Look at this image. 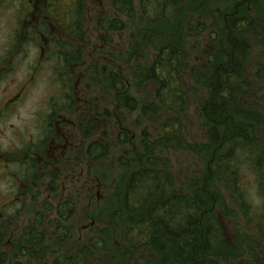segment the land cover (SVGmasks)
<instances>
[{
  "label": "trees",
  "instance_id": "trees-1",
  "mask_svg": "<svg viewBox=\"0 0 264 264\" xmlns=\"http://www.w3.org/2000/svg\"><path fill=\"white\" fill-rule=\"evenodd\" d=\"M8 1L13 5V1ZM23 1L19 0L18 5L14 3L19 14L24 12ZM61 1L48 0L42 8V12L61 33L59 40L50 35L56 52L50 51L51 43L48 45L49 54L53 55L56 65L65 49L64 65H84V72L90 79L103 84V88L112 93V98L117 96L120 107L128 114L139 108L135 125L144 122L152 125L154 134L148 133L147 128L141 129L139 145L145 164L134 168L125 184L120 181L118 190H123L117 198L106 202L95 216L90 215L98 219L111 212V225L98 231L103 237H100L102 244L96 239L90 247L83 246L61 261L54 260L53 264H87V256L93 252L92 246L96 254L90 258L95 264H114V260L119 258L120 264H226V261L230 264L237 259H244L245 264H261L264 261V257L259 258V254L264 255V94L258 96L257 89L259 86L264 89V71L258 67L252 74L249 57L252 49L250 32L254 45L264 47V23L255 17L256 13L264 11V0H242L246 1L243 2L245 8L242 1L227 0L235 1L229 10L225 9L226 5L206 7L208 2H215L212 0H139V18L148 25L158 26L152 34L161 36V42H156L157 46H154L156 56L138 76V86L151 81L153 88L150 93L149 85L145 83L146 98L139 99L129 94L124 87L125 77L118 70L112 71L96 61L85 60L82 52L87 1L67 0V8ZM110 1L115 15H98L96 19L98 27L107 36L125 28L124 21L119 20L117 14L134 18L133 0ZM148 2L151 4L147 5ZM248 4L252 8L249 9ZM169 5L177 10L179 20L164 21ZM148 6L151 9H147ZM185 10H188L187 14ZM189 13L195 16L198 13L206 14L215 28V33L210 34L211 47L201 50V61L194 60V65L189 64L182 41L185 27L180 21H184V18L189 21ZM146 35V31L141 32L134 49L141 48L140 42L145 40ZM165 35H170L167 41ZM62 39L65 41H60ZM53 70L58 73L55 65ZM72 72L68 70L65 73L67 83L62 85L67 90L71 85ZM58 79L62 82L60 75ZM189 98L200 102V121L206 139L203 143L188 144L186 134L182 132ZM110 117V111L104 109L94 116V120L89 119L87 129L98 131L100 126L104 128ZM99 119L102 121L99 122ZM103 134L109 136V133ZM113 137L120 146L127 143L129 138L125 132ZM101 139L94 138L87 143L83 159L98 161L104 158L107 146ZM185 149L197 153L202 161V169L199 176L178 186L165 171L164 165L168 159L162 157L166 151ZM243 164L247 166V173ZM246 174L252 176L261 198L258 210L252 211L251 203L247 200V188L243 187L245 177H248ZM220 175L228 190L224 196L214 186ZM32 177L34 182L39 179L36 170ZM51 177L55 179L57 175L52 173ZM46 190L54 192V180L47 184ZM29 193L31 197L33 195L32 200H37V193ZM65 201L59 203L55 211L58 212L55 221L59 225L55 231L59 240H64L67 235L66 228L60 222L67 221L75 204L70 196ZM43 209L42 213H35L34 223H39L42 221L39 218L48 214L46 205ZM219 214L234 219L233 227L239 230L234 243L229 242ZM239 215L245 219L247 229L242 226L240 229ZM33 227L31 225L25 233L31 238L25 246L30 248L29 251L41 250L44 244L40 240L44 236L39 235ZM115 228L120 230L117 236L113 234ZM22 246L18 245L21 250ZM253 246L258 250L254 252ZM35 251L28 253L29 258L36 257ZM252 253L253 261L249 257ZM5 255L6 250L0 248V264H5ZM36 258L35 262H38ZM222 260L225 261L222 263Z\"/></svg>",
  "mask_w": 264,
  "mask_h": 264
},
{
  "label": "rangeland",
  "instance_id": "rangeland-1",
  "mask_svg": "<svg viewBox=\"0 0 264 264\" xmlns=\"http://www.w3.org/2000/svg\"><path fill=\"white\" fill-rule=\"evenodd\" d=\"M64 7H68V1L62 0ZM61 1V2H62ZM87 1V13L86 21L84 25L85 38L83 44V56L86 61H96L100 66L105 65L112 71L118 70V72L125 77L123 81L124 87L135 99L146 98L147 84L148 88H153L151 81L142 82L138 86L139 73L146 69L147 66L152 62L156 56L157 50L154 46L161 42V36L155 33V29L158 26L148 25L139 18V0H133V11L134 18H130L126 14H117L119 20L124 21L125 28L109 33V37L105 34L97 25V16L108 15L112 17L115 15L111 9L109 3L110 0H86ZM185 1V0H181ZM206 7L214 8L217 6L225 9H232V4L235 1L228 2L227 0H212ZM224 1L226 3H224ZM237 1V0H236ZM242 1V0H239ZM244 8L246 4L243 3ZM42 3V2H41ZM41 3L35 4L36 13H39ZM34 4V2H33ZM151 3H147L149 5ZM210 5V6H209ZM248 8H252L251 4H248ZM147 9H151L150 6ZM224 9V8H222ZM15 12L16 7L9 3V1H0V56L3 59L2 62H9L14 66L11 76L13 81L11 85L7 87L8 94L3 92V87L8 83V80L0 83V97L5 94L9 96L11 93L18 90V88L30 77V86L25 92L23 101L18 103L13 111L4 117H0V150L7 152L9 156L16 159L20 156L19 148L27 145V141L36 140L40 137L41 139V114L49 113L50 103H54L57 107L59 106V98L66 87L62 84L67 83L65 76V70L62 69V82L58 79V74L53 70V65H49L44 59L42 62L37 64L39 60L38 56L39 46L38 44H15L10 43L8 38L9 32L15 29ZM185 14L188 10L184 11ZM166 20H179V14L172 5L167 6L165 10ZM189 21H180L182 26L185 27L184 36L182 38L183 45L189 56V64L194 65V60L201 61V50L211 47L210 34L215 33V28L211 26L213 21L208 19L206 14L200 15L199 13L191 15L189 13ZM255 17H258L264 23V11L256 13ZM182 18V15H181ZM28 20H25L22 24V30L27 32V25H24ZM205 23L206 25H202ZM261 23V22H260ZM213 25V24H212ZM153 27V29H151ZM148 29H151L148 31ZM142 31H146L148 35L144 41L140 42L141 48L134 49V44L139 40ZM251 36V54L249 59L251 60L252 74L258 69V67L264 71V47L261 45H254L255 41ZM25 35H27L25 33ZM166 36V35H165ZM67 38V37H66ZM170 38V35L166 36V41ZM60 41H64L63 39ZM20 47V48H19ZM48 51V50H47ZM13 52V57L9 54ZM47 56V54L45 55ZM82 56V57H83ZM81 57V56H80ZM45 58V57H44ZM52 61L51 58H49ZM258 64V65H257ZM66 71L70 69L67 65ZM84 65L76 66L75 73L77 76H71V85L77 82V103L75 113L70 115L66 114V132L63 129L61 135V153L60 156L57 152L53 156L59 160L56 163H52L50 166L39 168L37 160L34 163L37 165L38 180H36L31 188L38 194L37 200H32L31 194L29 197L26 195L21 196L18 199V213H14L13 217L9 219V222H5L0 225V236L1 241L7 243L10 240L11 245L8 244L6 249L7 258L5 264H53V261H61L65 256L74 254L78 249L83 246H91L94 244V240H100L101 235L98 233L101 229L108 228L112 219L111 212L108 215H102L98 219L91 218L90 215H96L97 212L102 210V207L108 201H112L121 194L123 189L118 190V185L122 180V184H125V180L128 174L134 169L141 165H144V159L141 153V146L139 145V133L141 129H148V133L154 134V127L148 125L145 122L141 125H135V119L138 115L139 108L135 112L128 114V112L120 107L121 104L117 102V96L112 98V93L107 89L103 88V84L94 83V78L90 79L89 75L84 72ZM144 72V71H143ZM246 72V71H245ZM30 73V75H29ZM248 73V71H247ZM29 75L28 77H26ZM147 83V84H145ZM254 84V83H253ZM107 85V84H106ZM105 85V86H106ZM141 87V88H139ZM264 89L261 86L257 89V95H263ZM75 99V97H73ZM254 100V98H251ZM65 100V97H64ZM62 103V102H61ZM96 105V107H95ZM200 102L197 99L189 98L188 107L186 110V117L183 119L186 139L188 144H199L206 141L205 129L201 124L200 116ZM107 109L111 113V117L108 119L106 126L99 127L98 131L87 129V122L89 119L94 120V116L103 112ZM115 113V114H114ZM115 115V117H114ZM122 120V122H121ZM102 120L99 119V122ZM104 132L109 133V136ZM119 132H125L127 134L128 142L120 146L114 139V134ZM58 135V134H57ZM94 138L103 141L107 146V153L104 158L96 161H88L83 159L84 149L88 142L94 140ZM162 158H167L165 166L166 173L170 174L174 185H182L188 179L199 176V171L202 169V161H200L197 153L190 149L180 151H166ZM61 159V160H60ZM15 162V161H14ZM55 162V161H54ZM16 165V163L14 164ZM245 173L248 172L247 166H242ZM59 170L58 179L55 182V190L49 193L45 190V183L49 181L48 176L54 171ZM20 166L18 167V171ZM45 170V171H43ZM44 173V174H42ZM2 171L0 170V175ZM243 187L247 188V200L251 203L252 211L258 210L261 207V198L255 189V182L251 178L252 176L246 174ZM0 178V198L2 201L6 197L2 196L5 194L7 188V182ZM215 190L221 193L222 196L228 193L225 187L224 181L220 175L215 181ZM30 188V190H31ZM21 190V188H19ZM24 190V189H23ZM26 190V187H25ZM29 190V191H30ZM20 193V192H19ZM27 194V195H28ZM72 197L74 204V210L72 215L67 217V221L60 222L62 226L66 228L67 235L64 240H59L57 237L58 233L55 231L56 226L59 225L55 221V217L58 212V204L66 202L68 197ZM46 205L48 214L41 216L42 221L37 223L33 222L35 213L44 210L43 206ZM52 208V209H51ZM43 209V210H42ZM51 211H50V210ZM219 211V210H217ZM242 228L245 227V219L239 215L237 216ZM236 218V219H237ZM219 219L222 227L229 236V242L234 243L235 238L238 236V229L233 227L234 219L231 217H222L219 214ZM33 225V230L40 235L43 234L44 238L40 240L44 247L41 250L35 251V256L29 258L30 248L26 247V241L30 240V236L25 235L28 232L27 229ZM100 229V230H99ZM247 229V228H246ZM120 230L115 228L113 231L114 236L119 235ZM96 235V236H95ZM252 235V234H251ZM98 236V237H97ZM101 237V238H100ZM0 241V242H1ZM31 242V241H30ZM246 243V242H245ZM23 245L21 250L18 245ZM244 244V243H242ZM28 245V244H27ZM249 245V243H247ZM29 246V245H28ZM39 248V249H40ZM252 249V247H251ZM254 252L258 250L257 247L253 246ZM10 251V252H9ZM91 255L87 256V264H95L92 258L94 257V246L91 247ZM242 256V255H241ZM252 261L254 258L253 253L249 255ZM264 255L259 254V258ZM35 258L38 262H35ZM58 259V260H57ZM92 260V261H91ZM225 260H222V263ZM244 259H237L230 264H245ZM114 264H120L119 260H114ZM226 264H229V262ZM261 264H264L262 261Z\"/></svg>",
  "mask_w": 264,
  "mask_h": 264
},
{
  "label": "flooded vegetation",
  "instance_id": "flooded-vegetation-1",
  "mask_svg": "<svg viewBox=\"0 0 264 264\" xmlns=\"http://www.w3.org/2000/svg\"><path fill=\"white\" fill-rule=\"evenodd\" d=\"M0 1H8V0H0ZM11 1H13L14 3L16 2L18 5L19 0H11ZM47 1L48 0L23 1L22 5L24 12L21 14H15V29L12 32H9L8 38H10V43L12 45L14 42L15 44L16 43L24 44L27 42L29 44H31L32 42L38 44L40 54L38 56L39 60L36 63L39 64V62H42L43 59L45 61H48L47 63L49 65H53V66L55 65V67H57V71H58L57 74L58 76L60 75L62 77V69H64L66 72L65 66H67L63 64V56L66 50L64 49V54L60 56L57 65L56 62L54 61V57H52L53 55L49 54V51H47L49 50L48 45L50 43H51L50 51L51 52L57 51L55 49L56 47L54 45L55 43L50 42V35H53L56 39H58L61 34L60 30L56 29L55 26L50 21V19L46 17V15L42 12V8L46 5ZM38 3H41L39 9L40 14L36 13V8H35V4ZM25 20H28V22L24 24L27 25L25 26L27 27V29H25L27 32H24V30L21 31L22 24L24 23ZM46 27H49L48 31H45ZM25 33L27 35H25ZM53 45L55 47H53ZM9 54L11 55V57H13V52H9ZM46 54L47 56H45ZM49 58H51L52 61H50ZM2 61L3 59L0 56V83L8 80V83L2 89L5 94H8L9 92L7 90V87H9L11 85V82L13 81L12 77L14 76H11V72L13 71L14 66H12L9 62H2ZM76 65L77 63H74V66H72V64H69L70 66L69 70H73L71 76L72 75L75 77L77 76V74L75 73ZM29 75H27L26 77H28ZM65 76L67 75L65 74ZM30 77L18 88L17 91L11 93L9 96L3 94L0 97V117H4L7 114H9L11 111L15 109L18 103H21L23 101L25 92L30 86ZM63 87L65 86L63 85ZM77 95L78 93H77V82H76L74 85H70V87H68V90L66 92L64 91V94L61 95V97L59 98L58 107L54 103L52 104L50 103L51 107L49 109V113H47L46 115L41 114L40 116L41 128H42L41 139L39 137L36 140L34 139L32 141L28 140L26 146L19 148L20 156H17L16 159L13 158L12 156H9L7 152L0 150V170L2 171L0 178L4 179L3 181L7 182L8 185L7 188H5L7 189L5 194L2 195L6 197V199L2 201V198H0V225H2L5 222H9L10 221L9 219H11V217L14 216L13 214L19 212L22 203L21 201L18 202V199L24 195L29 197L30 194L29 192L33 191V188L31 187L34 184V178L32 176L34 170H37V165L38 166L40 165L39 168L45 169V167H48L52 163H56L59 161L56 158V156L53 155L55 154V152H57L58 155L60 156V153L62 151L61 147H63L61 144V140H62L61 133L63 129L66 132V128H67L65 126L66 114L70 115L71 113H75L74 109H77L76 108ZM73 97H75V99ZM34 160L35 161L37 160V165L34 163ZM15 163L16 165H14ZM19 166H20V170L18 171ZM52 173H55L57 175V178L55 179L52 178L51 177ZM52 173L48 176L49 181H47L44 184L46 186L45 190L47 188L48 183L54 180V185H55V182L58 179L59 170L54 169ZM26 179L27 181H25ZM19 188H21V190H19ZM18 204H20V208H18ZM7 243L11 245L9 239ZM7 243L1 241L0 248L6 250L5 248L8 247Z\"/></svg>",
  "mask_w": 264,
  "mask_h": 264
}]
</instances>
